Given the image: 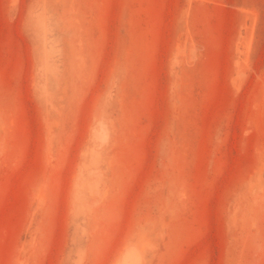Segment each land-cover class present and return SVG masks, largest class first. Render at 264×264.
I'll return each instance as SVG.
<instances>
[{"label": "rangeland", "instance_id": "rangeland-1", "mask_svg": "<svg viewBox=\"0 0 264 264\" xmlns=\"http://www.w3.org/2000/svg\"><path fill=\"white\" fill-rule=\"evenodd\" d=\"M0 264H264V0H0Z\"/></svg>", "mask_w": 264, "mask_h": 264}]
</instances>
